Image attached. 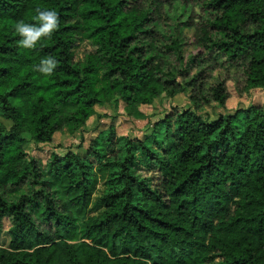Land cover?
<instances>
[{
    "label": "trees",
    "instance_id": "16d2710c",
    "mask_svg": "<svg viewBox=\"0 0 264 264\" xmlns=\"http://www.w3.org/2000/svg\"><path fill=\"white\" fill-rule=\"evenodd\" d=\"M46 11L57 29L22 48L17 23ZM256 89L264 0H0V264H264V105L206 112ZM179 94L189 107L145 138L112 125L46 161L25 147L81 132L111 96L134 116Z\"/></svg>",
    "mask_w": 264,
    "mask_h": 264
},
{
    "label": "rangeland",
    "instance_id": "374dc122",
    "mask_svg": "<svg viewBox=\"0 0 264 264\" xmlns=\"http://www.w3.org/2000/svg\"><path fill=\"white\" fill-rule=\"evenodd\" d=\"M86 45L82 44L76 51L77 59L84 56ZM230 83L229 88L234 91V86ZM190 101L187 96L183 94L176 95L174 98L157 99L152 106H142L140 111H137L134 116H130L125 110V104L121 102L120 98L116 95L108 98L107 102L102 105H95L94 114L89 117L84 129L76 134H68L57 132L54 135L52 145L41 146V148L35 147L33 142H29L25 145L28 152L32 155L40 157L43 161H46L53 152L66 153L70 149L73 151H84L86 147L79 148V145L87 146L91 140L97 138V136L114 125L118 135H128L132 138H145L150 134L157 123H159L165 114L171 113L174 106L178 108L189 107ZM251 105H264V91L252 90L248 94L239 96L233 93L230 99L227 110L212 105L207 106L206 113L211 119L217 118L218 115L225 114L226 112H233L238 108H248ZM144 112V113H143ZM8 127L10 123L4 121ZM105 172L96 169L93 177L96 179V191L93 195V201L90 205L91 211L98 215L104 211V206L97 204V199L105 189ZM9 222L5 221V227L8 228ZM82 235L79 234L77 238L78 243H82Z\"/></svg>",
    "mask_w": 264,
    "mask_h": 264
},
{
    "label": "clouds",
    "instance_id": "9594fccd",
    "mask_svg": "<svg viewBox=\"0 0 264 264\" xmlns=\"http://www.w3.org/2000/svg\"><path fill=\"white\" fill-rule=\"evenodd\" d=\"M39 21V26H35L24 21H19L16 25V34L22 39L19 44L24 49L35 48L41 37H51V34L57 29L58 20L55 11L39 12L35 17ZM57 67V62L54 57H47L40 60L35 69L45 75L51 76Z\"/></svg>",
    "mask_w": 264,
    "mask_h": 264
}]
</instances>
